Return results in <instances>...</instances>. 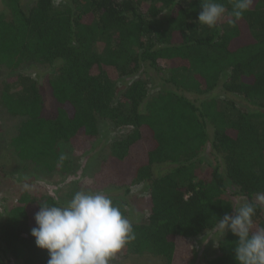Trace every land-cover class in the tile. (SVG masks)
<instances>
[{"label":"trees","instance_id":"obj_1","mask_svg":"<svg viewBox=\"0 0 264 264\" xmlns=\"http://www.w3.org/2000/svg\"><path fill=\"white\" fill-rule=\"evenodd\" d=\"M21 1L0 0V68L50 67L60 105L45 118L38 86L25 79L23 94L3 93L2 106L24 119L10 142L21 161L54 171L61 145L82 150L103 122L127 130L95 188L143 185L150 196L145 221H130L128 255L190 264L177 253L193 252L190 241L216 230L237 199L255 208L252 231L264 229V0L212 28L198 24L202 0ZM220 2L231 11L233 0ZM6 173L0 165V182ZM41 203L65 205L23 193L0 216V264H47L31 235ZM113 203L129 219L127 203ZM220 236L202 264H238V238Z\"/></svg>","mask_w":264,"mask_h":264},{"label":"rangeland","instance_id":"obj_2","mask_svg":"<svg viewBox=\"0 0 264 264\" xmlns=\"http://www.w3.org/2000/svg\"><path fill=\"white\" fill-rule=\"evenodd\" d=\"M37 0H22L24 5L33 4ZM60 1V0H56ZM63 1V0H62ZM225 16L218 22H223ZM54 72L50 67L41 64H28L17 70L0 68V165L7 172L3 174L4 180L0 182V216L5 217L8 205L16 204L23 193H28L34 201H40L46 196L57 199L62 204H67L77 191L91 190L104 191L111 198L125 201L128 205L129 219L131 222H144L149 215L150 196L145 193L143 186H135L130 192L118 187H99L102 176L101 165L108 158L110 145L119 139L127 130L118 129L114 125L103 122L100 125V134L97 139L86 142L82 150L77 151L69 144L60 146V153L65 157L63 163L56 164L55 168H44L29 161H21L10 146L11 139L18 135L19 127L23 122L22 117L10 115L2 106L1 98L4 92L10 94H23L25 87L22 81L28 80L36 83L44 105L43 116L52 118L57 115L60 105L52 96L50 81ZM23 79V80H21ZM220 91L214 93L221 108L226 107V98L220 99ZM223 95V94H222ZM229 98L232 96L229 95ZM240 101V99H239ZM210 162L209 153L204 154ZM52 162H50L51 164ZM207 162L202 166L203 172H208ZM101 175V176H100ZM103 177V176H102ZM231 188V187H230ZM233 190V189H230ZM264 201V200H263ZM237 207L242 200L237 199ZM221 233L216 229L205 233L201 237L190 241L193 252L182 248L177 254L187 258L190 264H202L206 257L217 254V244ZM25 257L13 260L12 264H25ZM185 263L181 259V263ZM111 264H167L159 257L148 254L141 256L128 255L123 249L111 261Z\"/></svg>","mask_w":264,"mask_h":264},{"label":"clouds","instance_id":"obj_3","mask_svg":"<svg viewBox=\"0 0 264 264\" xmlns=\"http://www.w3.org/2000/svg\"><path fill=\"white\" fill-rule=\"evenodd\" d=\"M252 0H233L228 12L220 0H202L198 24L215 27L227 14L233 22L243 17ZM65 157H60L63 163ZM255 208L244 203L218 220L222 234L238 238V264H264V229L253 232ZM31 229L35 244L46 250L47 264H111L136 239L133 225L104 191L81 190L63 206L41 203Z\"/></svg>","mask_w":264,"mask_h":264},{"label":"built area","instance_id":"obj_4","mask_svg":"<svg viewBox=\"0 0 264 264\" xmlns=\"http://www.w3.org/2000/svg\"><path fill=\"white\" fill-rule=\"evenodd\" d=\"M143 186V185H142Z\"/></svg>","mask_w":264,"mask_h":264}]
</instances>
